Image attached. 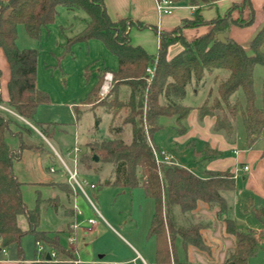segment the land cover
Wrapping results in <instances>:
<instances>
[{
	"label": "trees",
	"instance_id": "1",
	"mask_svg": "<svg viewBox=\"0 0 264 264\" xmlns=\"http://www.w3.org/2000/svg\"><path fill=\"white\" fill-rule=\"evenodd\" d=\"M170 1L175 6L187 4L195 7L194 16L184 20L172 32H159L153 27L160 38V45L156 54H150L143 47L134 45L130 37L133 26L140 30L148 26L128 18L113 21L104 0H0V48L10 69L8 100L2 98L0 91V103L29 123L35 122L40 106L51 103L48 93L37 87L39 52L36 49H19L18 26L24 25L32 39L41 40L48 27L55 23L60 7L84 12L88 16L87 25L74 39H68L67 49L93 39L100 40L115 56L117 69L105 67L84 102L94 114L95 135L99 136L101 124L97 108L110 117V123L109 137L99 139L95 136L94 141L87 145L92 155L84 157L80 164L89 170H97L92 163L110 165L114 180H110L108 185L130 190L142 188L145 196L154 201L155 212L149 236L156 239L157 264H172L177 239L185 247L207 248L200 232L202 226L192 219V212L200 201L217 207V216L225 223L227 233L236 237V247L229 253L225 264H251L250 259L257 255L264 231H241L236 226L233 218L237 190L235 172L230 169L208 171L206 178H200L174 163L158 162V149L152 139L163 128L160 120L164 117H174L179 132H185V122L192 109L186 104L188 88L194 86L199 90L208 76L217 77L219 73H226L227 77L218 84L219 99L212 107L207 103L200 106L199 116L215 117L214 131L224 134L229 141L236 133L240 116L247 147L257 144L264 135V105L258 102L254 74L257 65L264 67V26L252 40L249 53L230 39L229 30L232 25L248 26L253 23L251 0H245L241 5L250 8V18L246 21L231 17V11L238 7L236 4L224 16L209 21L204 19L202 7L215 5L218 0ZM201 26H210L211 29L193 41L184 37V29ZM220 34L225 36L227 43L218 39ZM179 44L180 49L171 56V48ZM150 67L154 69L152 75L147 72ZM89 72L90 68L86 70L88 78L92 77ZM107 72L113 74L110 91L105 99L93 105ZM75 110L78 119L81 112L78 107ZM2 113L6 112L0 111L1 246L6 249L13 244L20 245L24 236L31 235L36 246L41 243L52 249L58 259L69 251L61 244L58 234L51 236L50 232L39 229L44 200L37 192L36 206L30 209L22 196L23 183L14 170L15 163L22 159L25 150L42 151L37 146L26 145L21 136L11 132V122L19 118ZM126 130H130V141L125 140ZM8 132L19 139L18 149H12L7 143ZM43 134L51 141L46 132ZM203 152L209 154L205 159L209 161L223 155V152L208 146ZM94 156L98 157L97 162ZM256 215L261 218L264 213L257 211ZM20 216L26 217L27 229L19 225ZM32 264L61 262L47 260L44 256Z\"/></svg>",
	"mask_w": 264,
	"mask_h": 264
},
{
	"label": "rangeland",
	"instance_id": "2",
	"mask_svg": "<svg viewBox=\"0 0 264 264\" xmlns=\"http://www.w3.org/2000/svg\"><path fill=\"white\" fill-rule=\"evenodd\" d=\"M236 5H238V7L231 11V17L235 20L246 21L240 14L236 18L234 17L235 13L238 14L241 9H243L241 6L242 4ZM87 21L88 16L84 12L78 11L77 13H73L60 7L58 9V17L55 23L48 27L41 40L32 39L27 34L24 25L18 26L17 44L19 49H36L39 52L37 87L48 93L51 103L39 107L35 122L30 123L32 127L22 119H15L14 122H11L10 128L13 134L15 133L22 137L26 145L37 146L42 151L44 161L41 166L46 174H50L49 168L51 166L65 171L67 181L59 183L58 186L61 190L65 189L67 193L73 192L72 186L69 183V176L67 170L62 166L61 160L52 149V146H55L63 159L67 162L68 166L73 170L74 157L69 156L68 152L72 149L71 147L78 144L81 149L78 163L79 179L80 181L87 179L89 183L95 184L98 189L94 191L88 186L85 187L92 203H90L86 196L77 189L75 192L76 206L78 210L83 213L81 217L84 220L88 217H96L97 213L95 212V209L106 220V222L100 220L97 231L87 234L85 233V239L89 241L88 243L92 244V247L96 246L99 249L105 250L107 253L112 249L128 254L132 249L130 243L140 249V246H138L132 238L139 241H146L145 238L149 234L151 222L150 217L152 215L154 201L145 196L143 189L137 188L130 190L119 186L108 185L111 179L114 180V178H112V167L110 165L103 166L101 164L94 165L92 163V166L97 167V170H89L80 164V160L86 156L92 155L87 145L94 141L95 136L99 139H101V137H109L110 123V117L106 116L101 108H97L96 112L101 119V124L99 136L95 135L93 131L95 125L94 114L90 110L91 107L85 105L84 102L92 88L95 86L97 76L101 74L105 67L110 70L116 69L117 67L115 56L100 40L93 39L85 43L75 44L70 49H67L68 39H74L76 35L80 34L86 27ZM127 24H129V22H127ZM149 39L150 45H152L151 42L154 41H152L151 38ZM177 46L180 47V44ZM157 52L158 49L154 53L156 54ZM249 53H251V50ZM88 68H90L89 73L92 75L90 78L86 76V70ZM0 73V87L3 92V97L5 98L8 68L6 67V58L1 48ZM226 77V73H219L217 77L215 75L208 76L206 82L199 89V91H202V95L198 102H196V105L201 104L200 106H202L204 103H207L209 107L214 106L219 99L218 84ZM254 81L255 90L258 94V102L263 106L264 67L262 65H257L255 67ZM240 96L242 97V93H240ZM105 97L106 96L102 97L99 93V96L95 98L93 105L105 99ZM186 104L192 106L195 105V102H187ZM72 105L76 106V108L78 107L81 112V116L78 119L76 117V108H72ZM2 114L8 116V113ZM236 129L235 135L229 142L232 143L231 145H235L239 149H247L246 134L240 116L236 123ZM38 132L41 134L46 132L51 141L48 139L44 140L39 136L40 134ZM63 132L64 135L62 137L61 135ZM13 134L8 133V135H6L8 140L7 143L12 148H18L19 140L15 138ZM31 138H33L35 143H33ZM125 140H131L130 130H126ZM263 144L264 135L257 142L256 148H259ZM161 152L165 151L157 150L158 154ZM48 155L49 157H45ZM207 155L209 156L207 152H203L200 157L203 161H206L205 159L207 158ZM168 156L170 157L169 163H172L171 156ZM226 157L235 158L232 152H229ZM190 166L194 167L192 165ZM18 168L24 179L37 180L41 176L40 164L37 156L33 152L24 151L23 158L18 163ZM197 171L200 172V169L198 168ZM241 171L240 168H238L237 183L240 187L244 184L243 173ZM51 185L55 186L54 184ZM43 194L47 196V192L44 191ZM22 196L30 209L36 205L37 196L32 185L24 186ZM254 197L255 196H252L251 194L249 195V198L246 197V201L242 207L247 206L248 201ZM255 202L261 205V207L256 206V209L263 208L262 210L264 212V201L255 198ZM250 203L252 205V202ZM240 215L241 219L244 220V224L249 223L250 226L248 227L254 229V232L259 233L264 231V215L263 217L258 218L254 211L247 210L246 212H241V208ZM41 219L42 224L45 226H50V224L55 221L53 213L43 207H41ZM107 223L113 226L116 231ZM19 225L22 228L28 225L25 216L19 217ZM64 225V221L57 224L59 228ZM118 232L121 233L130 243H127L121 236H119ZM83 234V232L80 233L78 241L84 239ZM67 237L66 234L61 236V241L64 244L67 242ZM145 246L150 247L151 243L146 242ZM20 249L23 252L24 259L21 258L19 264H25V261L29 262L34 259V261H38L36 258L40 257V251L39 248L36 247L33 236L26 235L21 240L20 245L13 244L9 246L7 249V259L15 262L19 257ZM36 249L38 252H36ZM39 259L41 260L42 257ZM87 259L100 261L98 256L88 257ZM58 260L65 264H74L75 261L71 250L67 255H61ZM250 262L252 264H264V238L259 240V251L256 256L250 259Z\"/></svg>",
	"mask_w": 264,
	"mask_h": 264
},
{
	"label": "crops",
	"instance_id": "3",
	"mask_svg": "<svg viewBox=\"0 0 264 264\" xmlns=\"http://www.w3.org/2000/svg\"><path fill=\"white\" fill-rule=\"evenodd\" d=\"M244 1L245 0H218L214 6H203L201 13L204 19L210 21L219 16H224L233 5H241L244 3ZM104 3L107 13L113 21L128 18L134 23H143L148 26V28L143 30L133 26L130 32V37L134 45L143 47L150 54H155L154 52L159 49L160 45V38L153 31V27H156L159 32H172L176 28L180 27L184 20L192 19L195 12V7H191L187 4H181L175 7L172 14L160 15L156 10V0H104ZM251 4L255 10L254 23L248 26L232 25L229 30L230 39L242 45L248 52L250 51L252 40L264 26V0H251ZM239 14L242 15L245 20H248L250 18V8L245 6L243 9H241L240 13H235L234 17H238ZM210 29V26L187 28L184 29L183 35L188 41H193L194 39L208 33ZM149 38L154 41L151 42L152 45H150ZM179 49V46L172 47L170 50V55L173 56ZM6 67L8 68V77L6 78V83H8L10 79V69L7 60ZM189 88L187 102H195V105H192V109L185 122V132H179L174 117H164L160 120L163 128L155 133L152 142L159 151H165L171 156L172 163L190 170L200 178H206L208 171H226L228 169L234 171L236 173L235 176L237 190L234 195L233 218L239 230H254L251 229V227H248L250 226L249 223L244 224V220L240 217V208L241 212H246L247 210L254 211L255 214L257 211L263 212V208L256 209V206L261 207V205L255 202V198L264 201V144L259 148H256L255 145L254 147L247 149H239L237 146L231 145L232 143L229 142L224 134L216 133L214 131V126L216 123L215 117L206 116L205 118H200L199 107L201 104L196 105V102H198L199 98L201 97L202 91L196 90L194 86H190ZM0 91L2 98L4 100H8L7 85L5 98L3 97L1 87ZM75 107L76 106L72 105V108ZM106 116L108 115L106 114ZM27 123L32 127L29 122ZM64 132L61 135L62 137ZM8 133L6 135H8ZM39 134V136H41L44 140H47L43 134ZM31 140L33 141V138H31ZM33 143H35V141H33ZM207 146L213 150H219L223 152V156L210 161H203L200 156ZM52 147L56 155L61 156L55 146ZM25 151L33 152L37 156L40 164L41 176L37 180H27L22 178L21 171L18 168L19 161L16 162L14 170L19 181L23 183L22 193L25 185H32L35 189L36 196L37 192H39L41 198L44 200L41 207L51 211L55 218V221L52 222L50 226L43 225L41 219L39 225L40 230L50 232L51 235L58 234L63 247L68 251L71 250L74 259L79 260L80 264H157L156 239L155 237H150L149 234L145 238L146 241H139L135 238H132V240H134V242L140 246V249H138L129 241H127V239L124 238L121 233L118 232L119 236H121L127 243H130L132 249L130 252H128V254L112 249H110L107 253L105 250L99 249L96 246L92 247V244L88 243L89 241L85 239V233L87 234L97 231L100 220L105 222L106 220L96 209V217H88L86 220H84L81 215L78 214L80 210H78L76 206L75 192L73 191L71 193H67L65 189L61 190L58 186L59 183L67 181V175L65 171L51 166L49 168L50 174H46L43 171V167L41 166L44 161L43 154L28 149ZM236 151H238V153H236ZM229 152H232L235 158L226 157ZM45 157H49V155ZM190 165L194 167H191ZM245 165H248L250 168L248 172L242 169V167ZM51 168H54L55 171L52 172ZM198 168L200 169V172L197 171ZM238 168H240V171L242 170L241 172L243 173L244 184L241 187L237 183ZM51 184H54L55 186H52ZM97 189L98 188H96L94 191ZM44 191L47 192V196L43 194ZM250 194L255 197L248 201L247 206L242 207L246 201V197L249 198ZM250 202H252V205ZM154 212L155 204L153 202L152 215L150 217L151 222ZM217 213V207L213 208L205 202H198L197 208L192 212V219L194 223H198L202 226L200 232L207 248L203 250L193 245L185 247L182 245L181 240L177 239L175 241V256L172 257V264H225L229 253L235 249L237 241L234 235L227 233L225 223L218 218ZM89 219H95L97 221L96 224L90 225L87 222ZM61 221H64L65 225L59 228L57 224ZM109 226L115 230L113 226ZM23 229H27V225ZM82 232L84 233V239L78 241V236ZM64 234L68 236L66 244L61 241V236ZM72 235L76 237V243L74 247L70 249L68 238ZM146 242L151 243V246H145ZM8 248H6L5 252H3L0 246V264H19L20 259L23 258V253L20 254L19 252V257L14 262L7 259ZM36 252H38L37 249ZM51 252H53L52 249L44 246V251L40 252V257L43 258L46 256L47 258L48 255L50 256ZM92 256H98L100 261L87 259L88 257ZM39 258L36 259L40 261ZM51 259L54 260V262L59 261L57 257L55 259ZM34 260L29 262L25 261V264H32ZM61 264L65 263L61 262Z\"/></svg>",
	"mask_w": 264,
	"mask_h": 264
},
{
	"label": "built area",
	"instance_id": "4",
	"mask_svg": "<svg viewBox=\"0 0 264 264\" xmlns=\"http://www.w3.org/2000/svg\"><path fill=\"white\" fill-rule=\"evenodd\" d=\"M175 7L176 6L170 0H156V10L160 15L172 14ZM147 72L152 75L154 72V69L150 67L147 69ZM112 82H113V74L108 72L105 75L104 82H103V84L100 88V92H99L102 97L106 96L109 93ZM0 111L6 112L8 114H11V115L19 118V119L24 120L25 122H28L26 119L19 116L14 111H12L11 109H9L8 107H6L5 105H3L1 103H0ZM80 153H81V149L79 148L78 145H75L68 152L69 156L74 157V161H73L74 162V169L73 170L68 166L67 162L60 155H58V157L61 160L63 168L65 170H67V173L69 176V183L72 186L73 191L76 192L77 189H79L86 196V198L90 201V203H92L89 195L87 194L85 187L88 186V187H90V189L95 190L97 188V186L93 183H89L87 179L80 181L79 172H78V163H79ZM236 153H238V151H236ZM156 155H157V161L158 162H163V161L169 162L170 157L165 152H161L160 154H158L156 152ZM242 169L246 172H248L250 170L248 165L243 166ZM51 171L54 172L55 171L54 168H51ZM78 214L82 215V212L79 211ZM87 222L90 225H94V224H96L97 221L95 219H89V220H87ZM75 243H76V237L74 235L70 236L68 238L69 248L72 249L74 247ZM0 246H1V240H0ZM37 247L39 248L40 252L44 251V246L41 243H37ZM1 249L3 252H5V248H3L1 246ZM50 256H51V258L55 259L57 257L56 252H54V251L51 252ZM74 264H80V261L75 259ZM104 264H115V263H104Z\"/></svg>",
	"mask_w": 264,
	"mask_h": 264
},
{
	"label": "water",
	"instance_id": "5",
	"mask_svg": "<svg viewBox=\"0 0 264 264\" xmlns=\"http://www.w3.org/2000/svg\"><path fill=\"white\" fill-rule=\"evenodd\" d=\"M218 39H219L221 42H223V43H227V40L225 39V36H224L223 34L218 35ZM94 160L97 162L99 159H98L97 156H94ZM50 259H51V257L48 255V256H47V260H50Z\"/></svg>",
	"mask_w": 264,
	"mask_h": 264
}]
</instances>
